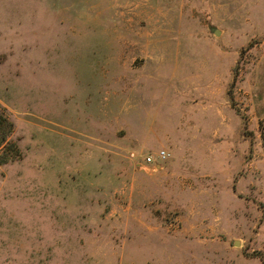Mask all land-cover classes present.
I'll return each instance as SVG.
<instances>
[{
	"label": "rangeland",
	"instance_id": "374dc122",
	"mask_svg": "<svg viewBox=\"0 0 264 264\" xmlns=\"http://www.w3.org/2000/svg\"><path fill=\"white\" fill-rule=\"evenodd\" d=\"M3 117L0 264H264V0H0Z\"/></svg>",
	"mask_w": 264,
	"mask_h": 264
},
{
	"label": "trees",
	"instance_id": "16d2710c",
	"mask_svg": "<svg viewBox=\"0 0 264 264\" xmlns=\"http://www.w3.org/2000/svg\"><path fill=\"white\" fill-rule=\"evenodd\" d=\"M3 122L4 123H0V150L4 149V144L7 142L8 135L12 134V124L8 123L6 118H4Z\"/></svg>",
	"mask_w": 264,
	"mask_h": 264
},
{
	"label": "built area",
	"instance_id": "2783aa9c",
	"mask_svg": "<svg viewBox=\"0 0 264 264\" xmlns=\"http://www.w3.org/2000/svg\"><path fill=\"white\" fill-rule=\"evenodd\" d=\"M171 158V153H169L166 150L160 151L158 154L155 156H149L146 159V163L149 165L156 164V163H163L164 161H167Z\"/></svg>",
	"mask_w": 264,
	"mask_h": 264
}]
</instances>
